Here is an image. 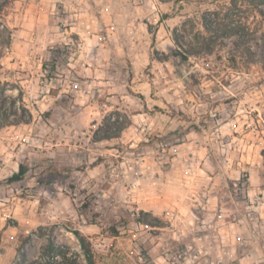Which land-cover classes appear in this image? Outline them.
<instances>
[{
	"label": "rangeland",
	"instance_id": "rangeland-1",
	"mask_svg": "<svg viewBox=\"0 0 264 264\" xmlns=\"http://www.w3.org/2000/svg\"><path fill=\"white\" fill-rule=\"evenodd\" d=\"M6 20L0 80L32 120L0 129V264H264V0H13Z\"/></svg>",
	"mask_w": 264,
	"mask_h": 264
},
{
	"label": "trees",
	"instance_id": "trees-1",
	"mask_svg": "<svg viewBox=\"0 0 264 264\" xmlns=\"http://www.w3.org/2000/svg\"><path fill=\"white\" fill-rule=\"evenodd\" d=\"M13 0H0V58L4 50H9L11 45L12 29L8 26L6 17ZM16 90V94H12ZM49 115V113H46ZM32 120V114L24 102V91L19 85H11L6 81L0 80V129L10 126L28 124ZM126 120L117 118L112 127L105 125V131L95 134L96 141L117 138ZM27 167L20 165L16 173L8 178V182L14 183L21 181L26 175ZM83 246V240L80 238ZM88 264H94L91 256L87 254Z\"/></svg>",
	"mask_w": 264,
	"mask_h": 264
}]
</instances>
